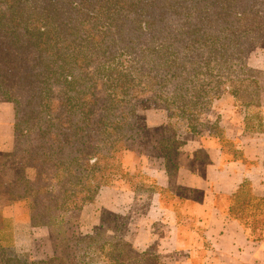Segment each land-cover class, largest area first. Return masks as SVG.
<instances>
[{
	"label": "trees",
	"instance_id": "trees-1",
	"mask_svg": "<svg viewBox=\"0 0 264 264\" xmlns=\"http://www.w3.org/2000/svg\"><path fill=\"white\" fill-rule=\"evenodd\" d=\"M263 34L264 0H0L15 136L1 195L35 225L93 202L136 138L138 102L162 101L196 133L215 99L235 95L230 81L251 77Z\"/></svg>",
	"mask_w": 264,
	"mask_h": 264
},
{
	"label": "crops",
	"instance_id": "crops-1",
	"mask_svg": "<svg viewBox=\"0 0 264 264\" xmlns=\"http://www.w3.org/2000/svg\"><path fill=\"white\" fill-rule=\"evenodd\" d=\"M248 66L264 71V49L250 54ZM247 87L241 89L245 92L239 101L237 92L216 100L207 122L215 128L195 135L180 132L172 160L162 154L146 162L144 172L152 185L139 194L144 203L142 228L147 229L148 223L161 228L169 250L162 251L158 244L156 253L169 252L174 264H195V256H202L199 264L264 262V232L254 234L246 227L238 208L243 206L244 191L264 201V77L254 83V89ZM253 115L258 124L250 122ZM4 123L8 131L13 129L10 115ZM137 196L126 187L106 186L95 200L105 201L103 207L122 215L134 206Z\"/></svg>",
	"mask_w": 264,
	"mask_h": 264
},
{
	"label": "rangeland",
	"instance_id": "rangeland-1",
	"mask_svg": "<svg viewBox=\"0 0 264 264\" xmlns=\"http://www.w3.org/2000/svg\"><path fill=\"white\" fill-rule=\"evenodd\" d=\"M254 43L256 45L254 50L264 49V34ZM263 73L264 71L251 68V77L248 80L253 81L252 84L248 81H230V88L237 92L238 101L245 92L241 89L247 86V90L254 89V83H258L259 79L264 77ZM152 83L154 81L150 82ZM219 99L213 101L211 110L202 114V126L192 134L215 128L207 122L210 120L208 117L212 106ZM135 109L136 138L132 140L129 148L122 152L121 171L103 187H126L132 189L139 197L145 187L152 185L144 172L146 162L162 154L172 160L177 145L176 136L184 132L185 124L175 117L169 118L162 101L155 98L138 102ZM8 115L13 122L12 105L0 101V119L3 120L0 122V178L5 160L15 144L13 129L8 131L4 123ZM249 120L258 124V118H254V115ZM1 194L3 191L0 187V227H4L0 234L4 238L3 245L8 246L0 247V264H13V261L8 260L10 258L41 262L40 264L175 263V257L169 252L156 253L158 244L162 251L169 250L165 247L169 245V241L162 239L163 231L161 228L157 230L154 223H148L151 226L149 231L152 232L151 239H148L150 244L147 245V230L150 226L146 227L147 229L142 228L145 220L142 197L138 198L132 208L124 210L125 213L122 215L111 213L103 207L106 206L105 201L101 204L94 200L84 206L62 211L59 216L51 217L49 223L35 225L31 223L28 214L21 213L17 206L9 204L8 197ZM241 202L243 206L238 208L242 211L240 216L244 225L254 234H262L264 201H256L252 199L249 191H244ZM156 234L159 235V239H155ZM201 257L195 256V264H199ZM179 261L182 263L183 259L180 258Z\"/></svg>",
	"mask_w": 264,
	"mask_h": 264
},
{
	"label": "built area",
	"instance_id": "built-area-1",
	"mask_svg": "<svg viewBox=\"0 0 264 264\" xmlns=\"http://www.w3.org/2000/svg\"><path fill=\"white\" fill-rule=\"evenodd\" d=\"M262 264H264V262Z\"/></svg>",
	"mask_w": 264,
	"mask_h": 264
}]
</instances>
